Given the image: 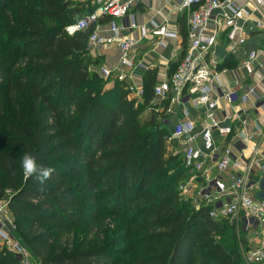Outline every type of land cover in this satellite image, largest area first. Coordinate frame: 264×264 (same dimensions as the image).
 <instances>
[{
    "label": "trees",
    "instance_id": "obj_1",
    "mask_svg": "<svg viewBox=\"0 0 264 264\" xmlns=\"http://www.w3.org/2000/svg\"><path fill=\"white\" fill-rule=\"evenodd\" d=\"M85 7L0 0V202L13 236L40 264H246L236 226L183 199L190 171L167 156L157 117L142 118L157 71L130 101L125 84L91 70L103 66L89 53L94 26L66 33L95 10ZM27 152L54 169L45 183L23 175ZM0 264L22 263L0 246Z\"/></svg>",
    "mask_w": 264,
    "mask_h": 264
},
{
    "label": "built area",
    "instance_id": "obj_2",
    "mask_svg": "<svg viewBox=\"0 0 264 264\" xmlns=\"http://www.w3.org/2000/svg\"><path fill=\"white\" fill-rule=\"evenodd\" d=\"M91 1L95 10L66 33L74 36L94 26L90 55L117 49L112 67L91 70L125 84L130 101L144 100L138 74L156 71V64L146 61L148 55L159 56L168 51V42L176 43L147 112L168 127L173 122L166 143L181 146L179 154L191 173L182 197L196 210L211 207L215 221H240L245 231L261 236L262 243L248 251L246 260L264 264V202L259 200L264 177V88L259 89L264 84V0H155L162 6L145 24L136 19L141 0ZM179 18L185 20V38ZM228 58L238 62L236 68L226 66ZM258 73H263L259 82L254 79ZM249 114L256 117L252 127ZM8 212V202L0 203V246L22 264H33L7 226Z\"/></svg>",
    "mask_w": 264,
    "mask_h": 264
},
{
    "label": "crops",
    "instance_id": "obj_3",
    "mask_svg": "<svg viewBox=\"0 0 264 264\" xmlns=\"http://www.w3.org/2000/svg\"><path fill=\"white\" fill-rule=\"evenodd\" d=\"M141 4L139 5L138 7V13L136 15V19H137V22H139L140 24H145L149 18H146V14H142L140 12V7L142 6L143 7V10H144V6L147 7L145 10H149V11H155L156 9H159L162 5L155 1V0H141ZM160 20V18H159ZM107 25L104 26L105 28V34H107L106 32V28ZM133 36H139L138 33H134L132 34ZM255 45V44H253ZM174 46H176V43L174 42H168V51L166 52H162L159 56H155V55H148V58L146 59L147 62H151V63H155L156 64V71H157V80H158V83L162 82L164 80V78L166 77L167 73H168V62L170 60V57H171V51L172 49L174 48ZM256 46V45H255ZM262 47V46H261ZM93 56L94 57H100L101 60H102V65L105 66V67H112L118 60V51L117 49H111V50H97L96 52L93 53ZM143 76V77H142ZM263 77V73H258L256 76H255V81L259 82L260 79H262ZM228 80H230V76H227L224 81L229 83ZM144 81H145V74L143 75V73H139L138 74V77L136 78V82H137V85H142L144 86ZM157 83V84H158ZM264 88V84L263 85H260L259 86V89H262ZM178 111V109L176 110V112ZM252 114H249L248 116V123H249V126L252 127V124L254 123L255 120H251L250 118L252 117L251 116ZM180 117V113H178V118ZM175 119V118H174ZM256 119V117H255ZM262 123V122H260ZM256 237H259V238H262L261 236H256ZM263 239V238H262ZM254 243H257V246H259L262 242L255 238L254 240Z\"/></svg>",
    "mask_w": 264,
    "mask_h": 264
},
{
    "label": "rangeland",
    "instance_id": "obj_4",
    "mask_svg": "<svg viewBox=\"0 0 264 264\" xmlns=\"http://www.w3.org/2000/svg\"><path fill=\"white\" fill-rule=\"evenodd\" d=\"M83 2H85L86 3V7L83 9L84 11L85 10H87L88 8H93V5H92V1L91 0H84ZM147 7H145L144 6V10H143V7L141 6L140 7V12L142 13V14H146V18H150L151 16H153V13H154V11H149V10H145ZM81 16H80V18H83L84 16H85V13L84 12H82V14H81V12L79 13ZM229 60H232V59H230V58H228V61ZM228 64H231V63H229L228 62ZM230 67V66H229ZM237 67V65H235V66H232L231 68H236ZM95 68H97V67H95ZM151 116V114H149L147 111L143 114V120L145 121L146 119H148L149 117ZM252 117L250 118L251 120H255V115H251ZM158 120V119H157ZM160 121V120H159ZM163 121V120H162ZM162 121H160L161 123H162ZM172 123V125H171V127L169 126H166V125H164L163 123H162V125H161V129H164L165 130V140L166 139H168L169 138V136H170V134H171V131H172V129H173V122H171ZM149 129H151V128H149ZM165 151H166V154H167V156L168 157H171V156H177L178 154H179V152L181 153V146H179V144L178 143H173V142H171V143H169V142H167V143H165ZM189 182H190V180H189ZM183 199H186V198H183ZM191 202V201H190ZM0 203H3V201H1ZM193 205V204H192ZM194 207V206H193ZM5 217L7 218L8 217V219L11 221V224L13 225V222H12V220H11V215H10V213L8 212L6 215H5ZM226 222V224H234L235 226H236V230H237V233L239 234V237H240V241L242 242V246H241V250H240V255H241V259L243 260V262H245L246 264H249L248 262H247V260H246V257H247V254H248V251L249 250H251L252 248H256L257 247V243H254V240H255V238H257V239H259L261 242L263 241V239L262 238H259V237H256L257 235V233H254V234H252V233H249V232H247V231H245V229L243 228L244 226H243V224L239 221L237 224L234 222H232L231 220H226L225 221ZM76 237V235L75 236H73V237H71V238H69V240L71 241V240H73V238H75ZM2 248V247H1ZM30 260H31V262L33 263V264H40L38 261H36L34 258H33V256L32 255H30Z\"/></svg>",
    "mask_w": 264,
    "mask_h": 264
},
{
    "label": "clouds",
    "instance_id": "obj_5",
    "mask_svg": "<svg viewBox=\"0 0 264 264\" xmlns=\"http://www.w3.org/2000/svg\"><path fill=\"white\" fill-rule=\"evenodd\" d=\"M21 167L23 175L26 178L34 177L40 184H43L45 181L50 179L51 174L54 171L53 168H44L38 165L36 158L31 154V152H27L23 155L21 159Z\"/></svg>",
    "mask_w": 264,
    "mask_h": 264
},
{
    "label": "water",
    "instance_id": "obj_6",
    "mask_svg": "<svg viewBox=\"0 0 264 264\" xmlns=\"http://www.w3.org/2000/svg\"><path fill=\"white\" fill-rule=\"evenodd\" d=\"M259 187L261 189V193L259 194V200L264 202V177L260 180ZM7 226L10 228L11 231H13L11 224L7 223Z\"/></svg>",
    "mask_w": 264,
    "mask_h": 264
}]
</instances>
